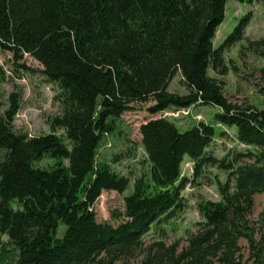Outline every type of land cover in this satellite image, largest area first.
Wrapping results in <instances>:
<instances>
[{"label":"trees","instance_id":"1","mask_svg":"<svg viewBox=\"0 0 264 264\" xmlns=\"http://www.w3.org/2000/svg\"><path fill=\"white\" fill-rule=\"evenodd\" d=\"M227 2L0 0V51L37 59L63 106L50 120L51 133L29 136L14 126L21 96L12 93L5 111L0 105V255L7 235L19 251L15 264H115L142 251L143 264H264V235L256 237L249 218L254 196L264 192V108L232 104L208 74L227 75L225 50L244 39L248 15L214 46ZM177 73L186 94L168 89ZM149 99L152 114L217 107L214 120L236 126L237 140L252 149L219 159L208 153L213 123L180 131L168 118L151 119L140 126L149 172L125 197L124 221L100 223L93 205L102 192L123 193L130 182L98 162L102 139L134 103ZM186 156L196 175L207 164L228 171L227 181H218L221 199L198 203L203 222L187 246L156 242L144 250V235L186 208ZM45 158L53 161L48 167L39 165Z\"/></svg>","mask_w":264,"mask_h":264},{"label":"rangeland","instance_id":"2","mask_svg":"<svg viewBox=\"0 0 264 264\" xmlns=\"http://www.w3.org/2000/svg\"><path fill=\"white\" fill-rule=\"evenodd\" d=\"M249 16L245 28L244 39L234 46L227 48L224 53L225 61L230 67L227 75H218L212 69L208 74L219 80L223 86L224 95L232 104L242 107L254 106L264 108V5L258 0H228L226 4L225 19L219 26L214 46L223 44L233 32L237 24ZM257 43V44H254ZM43 65L30 54H24L21 59L14 57L11 51H0V105L5 111L9 106L12 93L21 96V108L15 117L14 126L17 131L26 132L29 136H39L51 133L50 120L60 115L63 106L58 100L59 86L50 81L43 73ZM169 91L186 94L187 87L182 83L180 73H177L169 85ZM154 104L152 99L146 102L133 104L130 111L125 112L117 121L116 130L104 135L98 150V162H106L112 170L129 178L127 189L123 192L104 190L93 205L97 221L109 222L114 226L124 221L125 197L134 190V182L144 173L149 172L150 164L147 160L142 144L140 126L157 118H168L174 122L180 131H186L199 121L213 123L215 138L208 147V153L219 159L230 158L238 152L252 149L236 138V126H226L217 123L214 115L219 108L210 105H194L190 110L178 113L177 108L152 114L149 108ZM63 134V130H59ZM0 151V161L4 158ZM53 161L45 158L39 165L48 167ZM193 162L185 157L182 164V175L189 178V183L183 192L187 205L173 219L165 224L161 223L143 237L144 250L154 247L156 242L166 246L177 244L179 249L187 246L190 235L200 229L203 218L198 210V203L202 200L219 201L221 199L218 181L225 183L228 171L220 168L218 164H207L196 175L193 171ZM233 185V182L231 183ZM264 212V192L254 196V207L249 216L251 226L256 237L261 239L264 235V226L261 214ZM64 229L61 226L60 231ZM5 250L0 255V264H15L19 251L8 244V236H3ZM239 256L246 260L249 256L248 244L240 241ZM1 254V250H0ZM145 251H142L131 260L119 259L115 264H143ZM213 264H220L215 261Z\"/></svg>","mask_w":264,"mask_h":264},{"label":"built area","instance_id":"3","mask_svg":"<svg viewBox=\"0 0 264 264\" xmlns=\"http://www.w3.org/2000/svg\"><path fill=\"white\" fill-rule=\"evenodd\" d=\"M194 107V105H192V106H190V107H188V109H186V110H190L191 108H193ZM183 110H178V113H181L182 111L184 112L185 111V108H182Z\"/></svg>","mask_w":264,"mask_h":264}]
</instances>
